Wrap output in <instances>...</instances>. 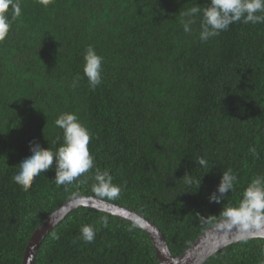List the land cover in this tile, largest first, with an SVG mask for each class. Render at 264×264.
Masks as SVG:
<instances>
[{
  "label": "trees",
  "instance_id": "1",
  "mask_svg": "<svg viewBox=\"0 0 264 264\" xmlns=\"http://www.w3.org/2000/svg\"><path fill=\"white\" fill-rule=\"evenodd\" d=\"M20 2L21 16L0 42V264H22L34 231L63 203L98 197L95 168L57 186L53 167L28 192L12 180L30 141L53 151L63 143L54 121L64 112L90 130L95 167L122 187L118 199L98 198L153 222L180 256L264 174V23L236 22L201 42L209 0ZM196 4L201 13L185 33L183 14ZM89 45L104 58L103 82L92 91L84 78L73 89ZM228 169L238 182L222 203H209ZM85 224L96 229L91 243L81 239ZM34 264L160 263L143 229L79 207L45 236ZM204 264H264V239L231 244Z\"/></svg>",
  "mask_w": 264,
  "mask_h": 264
},
{
  "label": "clouds",
  "instance_id": "2",
  "mask_svg": "<svg viewBox=\"0 0 264 264\" xmlns=\"http://www.w3.org/2000/svg\"><path fill=\"white\" fill-rule=\"evenodd\" d=\"M53 2L54 0H37V3L45 8ZM10 8L11 17L8 14ZM200 13L201 7L196 4L183 14L185 19H182L181 23L185 33L192 31L191 26L196 23L195 17ZM258 13H264V0H209L207 7L202 10L199 39L201 42H207L210 38L228 30L229 26L236 22L264 23V15ZM20 16V0H0V42L9 35L12 21ZM83 59V76L74 77L70 87L75 89L79 81L86 78L90 90L95 91L103 82L104 58L89 45ZM54 123L63 131V143L53 151L49 147H41L38 142L30 141L31 155L19 163L18 172L12 177L13 182L18 184L22 191L28 192L35 178L53 167L54 182L57 186L71 184L95 168L93 192L98 197L118 199L122 187L113 183V176L108 169L101 170L95 167L94 156L88 147L92 133L79 120L78 115L74 112H64ZM250 151L256 153L255 148ZM195 163L207 167L208 162L203 157H198ZM185 176L190 175L185 174ZM237 182L238 177L231 169L224 170L216 190L208 197L209 203H222L223 197L234 189ZM188 183H191V179ZM221 215L223 223L228 228H235L239 232H249L253 228L259 231L264 228V174L256 175L243 190L238 205L223 208ZM100 223L107 227V217H101ZM80 234L85 243H91L95 239L96 229L92 225L85 224L81 226ZM240 239L245 238L240 237Z\"/></svg>",
  "mask_w": 264,
  "mask_h": 264
},
{
  "label": "water",
  "instance_id": "3",
  "mask_svg": "<svg viewBox=\"0 0 264 264\" xmlns=\"http://www.w3.org/2000/svg\"><path fill=\"white\" fill-rule=\"evenodd\" d=\"M79 207L97 209L122 218L143 229L155 246L160 264H204L214 253L231 244L247 239H264V228L259 231L253 228L249 232H239L235 228H228L221 220L204 231L186 251L176 257L171 253L163 233L143 215L96 196H76L59 206L34 231L26 246L22 264H34L36 253L45 236L71 211ZM240 237L245 239H240Z\"/></svg>",
  "mask_w": 264,
  "mask_h": 264
}]
</instances>
